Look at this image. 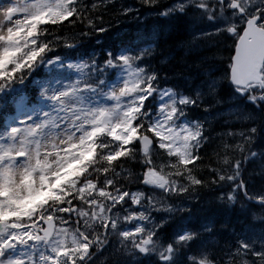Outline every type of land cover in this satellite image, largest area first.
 Returning <instances> with one entry per match:
<instances>
[{"label": "trees", "instance_id": "obj_1", "mask_svg": "<svg viewBox=\"0 0 264 264\" xmlns=\"http://www.w3.org/2000/svg\"><path fill=\"white\" fill-rule=\"evenodd\" d=\"M165 2L61 0L54 17L32 19L30 34L44 21L58 25L47 39H62L48 53V60L59 58L60 66L46 72L45 60L28 84L17 87L18 92L7 83L0 88V139L7 135V118L15 116L19 92L24 97L20 112L37 120L47 118L44 111L57 113L59 104L38 102L35 89L49 95L65 92L80 114L97 113L99 103L112 110L126 102L133 107L131 143L111 152L109 161L122 157L114 171L91 177L99 176L97 186L104 177L112 181L105 188L104 205L117 192L127 194L130 183L142 186L143 178L151 173L163 179L165 187L171 182L182 185L177 191L165 190L162 205L147 210L150 245L147 252L134 254V264H208L209 258L216 264H264V91L238 90L229 83L238 30L230 32L220 26L215 4H192L164 13ZM64 21L67 23H60ZM16 36L8 62L3 56L0 68L15 63L21 54L24 38L20 31ZM66 61L72 65L66 66ZM124 63L140 70L133 92L117 103L102 101L89 85L103 80L101 87L106 91ZM6 87L10 90L5 91ZM164 87L173 92L170 122L186 126L181 153H174L149 128L156 112V92ZM136 95L139 99L134 101ZM142 133L154 142L148 153L133 145ZM94 147L89 145V156H78L77 165L58 182L56 190L67 184L69 176L81 174ZM123 170L126 174L117 177L116 172ZM55 192L50 190L40 203L30 202L33 211L29 218L35 225L32 213L48 201L59 200ZM5 198L9 214L25 208L26 200L11 195ZM75 226L70 223L72 229ZM86 236L91 238L90 232ZM102 236L96 242L106 244L110 252L108 239Z\"/></svg>", "mask_w": 264, "mask_h": 264}, {"label": "rangeland", "instance_id": "obj_2", "mask_svg": "<svg viewBox=\"0 0 264 264\" xmlns=\"http://www.w3.org/2000/svg\"><path fill=\"white\" fill-rule=\"evenodd\" d=\"M239 1L245 6L248 4L247 8H250L251 10L255 7H262L261 0ZM57 2L58 0H0V9L7 7L8 19L10 21H16L17 24H23L26 20L41 11L42 13H46L48 16L51 15L57 7ZM187 2L189 1H181L180 4L185 5ZM231 19L232 15L230 18L228 17L226 19V26H230ZM216 20L217 18L215 21ZM215 21L213 22L214 24ZM12 31V29H9V34ZM8 46H10V36L7 35L0 37V51ZM51 63L53 62H49V64ZM138 75L139 71L134 67L129 65H121L120 70L116 74L114 80L109 84V91L116 90L118 92V95H114L113 98H117L124 92L130 91L133 88ZM156 97L158 110L156 114H153V117L150 120V128L155 131L157 136L169 141L171 149L179 153L182 147L185 125L176 127L169 123L172 94L168 89L163 88L162 90H158L156 92ZM61 103L63 107V113L61 114L60 119H54L55 115L51 114V127L47 132H45V134L52 130L59 131L68 124L69 118L66 117V113L72 109L68 108L65 98ZM70 119L73 122H79L82 120L83 126L86 128L88 127L89 121L85 117H76ZM102 120V122H105L109 128L112 129L115 138L118 139L120 143L123 142L124 134L121 130L116 131L115 129L116 123L118 121V114L115 113L114 115V113L110 112L104 113ZM27 127L35 128V123L26 122L22 115H20L16 121L10 123V129L13 132L16 130L17 133L24 132L25 128ZM73 130L75 131L74 127ZM36 131L39 133L38 129ZM76 134L79 135L80 133L77 132ZM20 139V135L15 134L4 143V149H6V151L4 154V150H0V152L4 156L8 150V154H6L1 160L2 167L0 170L10 173L12 172V179L14 182H12V185H14V187L17 189H20L23 194L27 190L32 192H39L40 190L41 193L45 194L47 187L53 185V180L49 178L47 173V164L40 163L38 154L36 156V166H39L40 169H31V174H26L23 177V182L20 185L15 183V169L12 161H14L16 157L25 154L22 151H18V149L21 147ZM38 140H42L40 135L38 136ZM29 141V147H31L32 140ZM77 146L78 145H74L73 147ZM155 150L157 149H154V151ZM66 154L64 161H62V166L59 170V173H61L63 171V167L66 166ZM67 164H73V161H68ZM5 165H7V167H5ZM160 167L167 169L166 164H162ZM37 173H39L38 176ZM42 173L46 174V179L48 182L47 186L41 185L40 177ZM57 175L58 174L54 176V180ZM146 183V200L149 201L148 203L151 205V208L159 207L157 204L163 203V181H161L159 177L151 176L148 180H146ZM171 186L173 189L175 186L179 188V185L177 184H171ZM4 188L5 185H3L2 177H0V190H4ZM79 191L82 194V199L84 198L83 194H90V196L97 197L96 203L93 206L86 208L87 212L85 218H87V216L95 215L97 212L99 213V215L96 216V220L102 224L104 231L107 233L109 238H111L109 240L110 252H117V254L122 257L121 259L124 260L126 259L125 256H130L132 253L133 255L137 252L141 253V248H143L144 251L148 249L149 246H147V244H149V242H145V238L148 235L146 227L147 220L144 224L142 219H140L144 210L140 205L141 190L135 188L132 189L130 193L131 202L130 204L123 206L121 212L118 210L113 212L105 211L104 207L101 205V200L98 199V196L102 195V192L98 189H94L93 185L86 184ZM90 203H92L91 199L87 201L86 205H89ZM3 208L4 207H1L2 211ZM92 209H95V211H92ZM73 212L75 211L73 210ZM75 216L77 215L75 214ZM100 217H104V219L101 221ZM78 218L83 224V220L80 217ZM8 224L10 227L6 229L3 234H0V242H2V245H0V256L5 254V256H3L4 260L18 262V264H54L55 256L59 254L58 252L60 249V243L63 237L59 235L56 236L54 234L49 241H46L41 239V237H39L35 232L31 233L29 229H22L18 223L11 222V224ZM114 225L115 228L113 227ZM77 234L78 233H69L67 235V240L70 247L77 253L79 252V256H81V249H85L87 245L81 242ZM13 237H19L20 239H14ZM57 239L60 243L57 242ZM6 241H9L11 248L8 251H4V253H2L1 246H3Z\"/></svg>", "mask_w": 264, "mask_h": 264}, {"label": "clouds", "instance_id": "obj_3", "mask_svg": "<svg viewBox=\"0 0 264 264\" xmlns=\"http://www.w3.org/2000/svg\"><path fill=\"white\" fill-rule=\"evenodd\" d=\"M72 21V17L68 18ZM67 23V21L60 22ZM30 24H17L16 21H10L7 16V7L0 9V37L7 36L9 34V29L13 32L20 31L23 41L20 43L22 52L17 57L15 63L9 64L6 68H0V88L4 87L7 83L11 87H22L29 83V80L33 77V74L39 68V64L43 63L45 60L49 59L48 53L52 52L56 46L59 44L61 37L54 36L53 40H48L47 37L50 34H54L58 25L52 24L48 21L37 24L36 33L30 34L29 28ZM19 42V41H18ZM19 65L20 67H17ZM6 74V75H5ZM104 83L100 80L94 84H90L89 88L96 93L97 96L101 98L102 101L107 102L113 99L114 95H118L116 90L104 91L101 85ZM33 94L38 102H43L45 100L49 101L50 104L55 105L57 101L66 93H54L46 94L45 90L35 89ZM100 109L104 108L103 103L97 104ZM48 114L45 113V116ZM75 115V113L73 114ZM51 123L50 120H41L35 122V128L27 127L24 132L17 133L14 130L13 133H8L9 136L15 134L20 135L21 147L18 151H22L25 154L16 157L12 164L15 169V183L20 185L23 182V177L26 174H31L30 170L36 167V156L39 155V161L41 164H47V173L49 178L54 181V176L59 174V170L62 166V161L65 159V154L73 149L74 145H81L82 141L85 143H90L95 145L93 148L94 155L90 161H87L83 166V171L78 177H72L71 181L64 184L61 189L58 190L60 199L48 201L38 207L31 215V219L35 222H41L43 225L50 226L51 220L57 213L71 212L75 211V214L83 220L81 227L84 229L83 233H80V229H73L75 233H78L81 237V242L86 243L88 250L81 252L87 257L83 264H88L89 261H93L94 264H108L111 260V264H124L120 255L117 252H109L106 250V244H95V240L98 236H102L104 232V227L102 224L96 220V216L99 215L97 212L95 215L86 216L87 209L84 207L89 199H91L92 204L96 203V197L90 196V194H82L80 189L86 184L93 185L95 187L96 183L99 181V176L95 179H91L94 173L99 172L100 174L107 173L109 171L115 170V165L118 160L122 157H117L116 160L109 161L108 154L112 152L113 154L119 150V148L124 147L119 142H115L113 138L108 134L107 131L92 136L89 129L83 126V121L73 122L69 118V122L59 131H49L45 134L44 129L47 125ZM99 127V125H97ZM75 128V131L73 130ZM39 130L37 133L36 130ZM80 133L77 135L76 133ZM39 134L42 140H33L31 142V147H29L30 141L29 137H35ZM139 141H133V145H138ZM131 151V148L129 149ZM75 152H73V158H75ZM7 167V165H5ZM39 173H37V176ZM109 180L107 183H111ZM77 203L74 204L73 202ZM119 203V201H117ZM115 207V204L111 205ZM95 211V209H92ZM62 219V217H61ZM104 217H100L102 221ZM140 219H147L146 216H141ZM14 223L27 224L28 218H20L19 220L13 218ZM115 228V225L113 226ZM88 232L92 233V236L87 241L83 240V236ZM47 236V229L45 230V239ZM95 245V247H93ZM0 264H8V260L0 262ZM208 264H216L211 258L208 259Z\"/></svg>", "mask_w": 264, "mask_h": 264}, {"label": "water", "instance_id": "obj_4", "mask_svg": "<svg viewBox=\"0 0 264 264\" xmlns=\"http://www.w3.org/2000/svg\"><path fill=\"white\" fill-rule=\"evenodd\" d=\"M263 61V31L256 29L252 21L237 42L230 71L231 83L237 87H245L249 83L259 82V70Z\"/></svg>", "mask_w": 264, "mask_h": 264}, {"label": "snow or ice", "instance_id": "obj_5", "mask_svg": "<svg viewBox=\"0 0 264 264\" xmlns=\"http://www.w3.org/2000/svg\"><path fill=\"white\" fill-rule=\"evenodd\" d=\"M233 10H235V6L233 8ZM241 15H243V13H241ZM262 20H264V15H260L259 17L256 18V23L259 24ZM12 51L11 47H6L4 48L2 51H0V55H3L5 58V63L8 62V55L9 53ZM17 67H20L19 65H17ZM6 75V74H5ZM10 227V225L7 223L6 218L4 219H0V234H3L4 231L6 229H8ZM14 239H20L19 237H13ZM0 245H2V242H0ZM141 252H144V249L141 248L140 249ZM4 261V257L0 256V262ZM8 264H18V262H12V261H8ZM162 264H165V262H162Z\"/></svg>", "mask_w": 264, "mask_h": 264}, {"label": "flooded vegetation", "instance_id": "obj_6", "mask_svg": "<svg viewBox=\"0 0 264 264\" xmlns=\"http://www.w3.org/2000/svg\"><path fill=\"white\" fill-rule=\"evenodd\" d=\"M222 2H223V0H222ZM226 2H228V0H224V2L223 3H226ZM232 3H230V5H231ZM263 5H264V1H263ZM243 7V6H242ZM244 8V14H243V16H242V19L243 20H245L249 15H257L258 17L260 16V15H264V9L263 8H261V9H259V8H254L253 9V11L252 10H250V8H246L245 6L243 7ZM246 8V9H245ZM236 10L238 11V7H236ZM259 25L262 27V28H264V20H262L260 23H259Z\"/></svg>", "mask_w": 264, "mask_h": 264}, {"label": "bare ground", "instance_id": "obj_7", "mask_svg": "<svg viewBox=\"0 0 264 264\" xmlns=\"http://www.w3.org/2000/svg\"><path fill=\"white\" fill-rule=\"evenodd\" d=\"M165 3H166V6H167L168 2H165ZM220 26H222L223 28L228 27L224 23H220ZM232 56H233V53H232ZM232 56H231V59H230L229 75H230V71H231V67H232ZM261 91H264V88Z\"/></svg>", "mask_w": 264, "mask_h": 264}]
</instances>
